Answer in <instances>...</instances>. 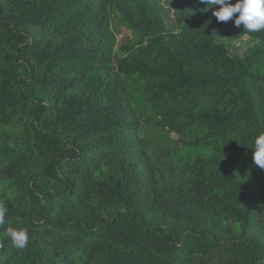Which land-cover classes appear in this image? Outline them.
I'll return each instance as SVG.
<instances>
[{
  "label": "trees",
  "instance_id": "trees-1",
  "mask_svg": "<svg viewBox=\"0 0 264 264\" xmlns=\"http://www.w3.org/2000/svg\"><path fill=\"white\" fill-rule=\"evenodd\" d=\"M208 7L0 0V264H264V30Z\"/></svg>",
  "mask_w": 264,
  "mask_h": 264
},
{
  "label": "clouds",
  "instance_id": "clouds-1",
  "mask_svg": "<svg viewBox=\"0 0 264 264\" xmlns=\"http://www.w3.org/2000/svg\"><path fill=\"white\" fill-rule=\"evenodd\" d=\"M202 2L214 8L213 16L220 22H227L234 17L236 27L243 25V29L247 32H259L264 30V0H202ZM252 148L253 161L255 165L264 169V132H260L254 139ZM7 209L0 204V225L5 224ZM6 235L11 240L12 246L17 249H24L29 241L28 229L25 227L6 228Z\"/></svg>",
  "mask_w": 264,
  "mask_h": 264
},
{
  "label": "rangeland",
  "instance_id": "rangeland-1",
  "mask_svg": "<svg viewBox=\"0 0 264 264\" xmlns=\"http://www.w3.org/2000/svg\"><path fill=\"white\" fill-rule=\"evenodd\" d=\"M234 18H235V15H234ZM236 30H237V34H238L241 38H243L244 35L246 34V30L243 29V25L240 26V27H238ZM125 33L128 34L129 32L125 30ZM118 37H119V38H122V34L119 33V34H118ZM245 39H246V37H244V40H245ZM241 40H242V39H241ZM237 42H238V43H241V42H239V41H237Z\"/></svg>",
  "mask_w": 264,
  "mask_h": 264
}]
</instances>
